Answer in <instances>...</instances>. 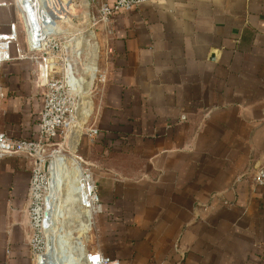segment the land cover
<instances>
[{"label": "crops", "instance_id": "crops-1", "mask_svg": "<svg viewBox=\"0 0 264 264\" xmlns=\"http://www.w3.org/2000/svg\"><path fill=\"white\" fill-rule=\"evenodd\" d=\"M111 29L99 135L81 147L101 197L99 252L121 264H264V0H147ZM24 61L0 85V131L14 138L35 135L44 103L39 67ZM31 166L0 159V264H37Z\"/></svg>", "mask_w": 264, "mask_h": 264}, {"label": "built area", "instance_id": "built-area-1", "mask_svg": "<svg viewBox=\"0 0 264 264\" xmlns=\"http://www.w3.org/2000/svg\"><path fill=\"white\" fill-rule=\"evenodd\" d=\"M145 1L147 0H31L27 5L24 0H14L19 19L9 23L6 31L0 30V66L13 60L18 54L37 64L38 74L41 68L44 75V84L37 82L44 87V103L35 135L32 138H14L0 131V159L22 154L32 160L27 197L29 223L40 237L37 240V264L41 254L49 257L50 264H121L118 258L99 251L85 252L82 242L74 240L75 231L64 221L67 223V220L79 219L78 225L81 228L90 229L94 213L102 209L101 197L90 166L87 163L80 165L76 159L78 171L67 166L63 172L68 177L66 199L70 204L69 210L64 213L60 203L64 177L56 182L52 167L58 151H50V147L56 144L53 143L54 140L62 136L64 140L67 138L65 128L74 115V97L92 87L96 77L98 68L95 60L99 47L96 46L97 43L93 45V32L84 29L85 23L89 21L93 26H105L106 32L111 33V22L115 15L130 12ZM29 6L33 7V12L29 11ZM90 6H93L95 14L87 21L80 22L79 20L86 18L84 10ZM20 26L26 44L22 48L15 45ZM64 47L76 80L74 89L66 87ZM106 50L105 57L109 59L113 49L108 43ZM78 73L83 75L84 80L81 82L78 80ZM100 73L98 80L103 85L107 80V71ZM87 134L97 137L99 130L96 127L90 128ZM46 161L49 162L48 172L44 168ZM254 179L264 187V166L258 168ZM56 183L57 204L52 195ZM59 204L61 220L57 225L52 211ZM79 251H82L81 255L78 254Z\"/></svg>", "mask_w": 264, "mask_h": 264}, {"label": "rangeland", "instance_id": "rangeland-1", "mask_svg": "<svg viewBox=\"0 0 264 264\" xmlns=\"http://www.w3.org/2000/svg\"><path fill=\"white\" fill-rule=\"evenodd\" d=\"M15 9H16V5L14 3V0H0V30L6 31L8 29L9 23H11L12 21L16 19H19L18 15L16 14ZM84 12L86 13V18L79 20L80 22L87 21L89 18H91L95 14V10L93 6H90L87 10H84ZM79 21H77V23H80ZM86 28L89 29L91 32H93V40L95 43H97L96 46L98 45L99 47L97 50L98 57L96 59L97 68H98L97 73L95 75L96 77H94L93 79L92 87L91 86L88 87L86 90H84V93L81 92L82 94L76 95V97H74V115L70 120H68L69 124L65 128L66 133H67V138L64 140V136H62L60 139L54 140L53 143H56V144H53L50 147L51 149L50 151H53V149L54 151L59 150L58 153L55 155V157L59 155V156L66 158L67 160L68 159L70 160V158L72 159L75 158L78 160L80 165L84 166L85 163H87L92 170L90 162H88L86 160L85 155L82 154L83 151H81V147H82V144H84L83 142H84L85 137L86 138L90 137L87 134L88 130L90 128L96 127L92 125V118L96 111L99 98H100V94H101L100 89H101L102 84L99 82L100 74H101L100 72H102L103 70L107 71V68L105 69V66L107 65L109 60L105 57V52L107 51L106 44L108 43L110 45L109 39L107 40V38L111 36L112 32L111 33L106 32L105 26H101V25L93 26L91 23L89 24V21H87V24L85 23L84 29ZM69 30H70V27H69ZM15 43H16L15 45L18 46L19 48L25 47L26 45L24 41V33H23L21 26L19 27L18 38H17V41H15ZM24 60H28V59H23L21 55L17 54L15 58L13 59V61L15 62L11 63L9 66L4 67L3 70L5 72L3 70L2 72L0 71V85L7 83L5 80L6 77L4 73L6 72L14 73L15 72L16 74L21 75L22 71L26 72V69H24V62H25ZM83 105H84V108H83ZM87 109H89V112L85 113L84 111ZM30 176H31V169H30ZM30 176H29V179H30ZM93 176H94V172H93ZM63 177L65 178L64 179L65 181L63 180V184L61 187L60 203H62V207L65 213L66 211L69 210L70 204H68V201L66 199V197H68L66 196L67 194L66 192L67 183L66 182L68 180V177L66 176L65 173L63 174ZM94 180H95V177H94ZM26 202H27L26 212L29 217L28 197L26 199ZM96 213H94L93 215V219L91 221V225H90V229L88 233H86L85 231L83 232V230H80L81 227L80 225H78L80 221L79 219L67 220V223L66 221H64L66 225L67 224L70 225L69 226L70 229L75 231L73 234V237L75 239L74 238L73 239L79 240V242L80 241L82 242V244L85 246V249H84L85 252L100 251L98 249H100V246H101V238L99 235H97L94 232V228H95L94 223L96 221L94 217ZM74 221H76V223ZM92 225L94 226L92 227ZM29 226H30V233L28 234V244L30 248V257L34 262H36L37 260L36 255L38 253L37 252V249H38L37 240L40 239V237L36 235V231L34 232V229L31 227L30 223H29ZM78 254L81 255L82 251H79ZM80 255H79V259L81 257Z\"/></svg>", "mask_w": 264, "mask_h": 264}, {"label": "bare ground", "instance_id": "bare-ground-1", "mask_svg": "<svg viewBox=\"0 0 264 264\" xmlns=\"http://www.w3.org/2000/svg\"><path fill=\"white\" fill-rule=\"evenodd\" d=\"M74 26V25H73ZM93 45H95V42L93 43ZM96 61V60H95ZM77 77H78V80H79V82H81V81H83L84 80V78H83V75L81 74H79L78 73V75H77ZM79 86H80V88H82L81 87V85L79 84ZM90 89V88H89ZM81 92H83V90L81 91ZM87 105V104H86ZM87 107V106H86ZM85 113H88L89 112V109H87V110H85L84 111ZM69 134V133H68ZM71 136V135H70ZM74 136V135H73ZM72 137V136H71ZM70 138V137H69ZM68 145V144H67ZM59 151V150H58ZM61 151V150H60ZM63 155V154H62ZM76 164H78V162L76 161V159L75 158H70V160L68 159H66V158H64V157H62V156H56L55 157V159H54V161H53V167H52V169L54 170V173H53V175L56 177V182H60V180L62 179V177H63V172H64V169H66L65 167H67V166H71V168H73L74 170H75V172H77L78 171V165H76ZM65 179V178H64ZM65 181V180H64ZM64 187V186H63ZM52 195L55 197V201H56V204H57V200H58V185H57V183H56V186L54 187V189H53V192H52ZM62 202V201H61ZM58 206V205H57ZM61 207V205L59 204V206L58 207H56L53 211H52V217H54V219H55V222L57 221V225L60 223V218H61V209H59ZM58 208V209H57ZM55 227V226H54ZM80 230H83V232L85 231V232H87L88 230H89V227L87 228V230H86V227H83V228H81Z\"/></svg>", "mask_w": 264, "mask_h": 264}, {"label": "water", "instance_id": "water-1", "mask_svg": "<svg viewBox=\"0 0 264 264\" xmlns=\"http://www.w3.org/2000/svg\"><path fill=\"white\" fill-rule=\"evenodd\" d=\"M24 2L29 5L31 3V0H24ZM29 11L33 12V7L29 6L28 7ZM64 57H65V78H66V87L68 89H74L75 88V77H73V71H72V67L71 64L69 63L68 59H67V50L64 47ZM37 82L38 84L43 85L44 84V75H43V71L40 68L39 69V74H38V78H37ZM45 171H49V162L46 161L45 162ZM47 225V223H46ZM38 264H50L49 261V257L47 255H39L38 256Z\"/></svg>", "mask_w": 264, "mask_h": 264}]
</instances>
